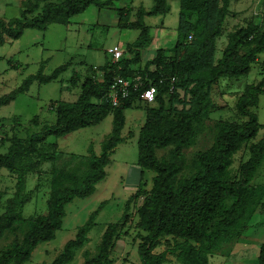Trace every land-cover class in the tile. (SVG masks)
I'll use <instances>...</instances> for the list:
<instances>
[{
  "label": "trees",
  "instance_id": "1",
  "mask_svg": "<svg viewBox=\"0 0 264 264\" xmlns=\"http://www.w3.org/2000/svg\"><path fill=\"white\" fill-rule=\"evenodd\" d=\"M114 1L119 0H20L17 16L0 17V46L7 38L18 39L25 29L44 31L53 23L67 25L73 16L91 5L101 8L112 6ZM127 1L130 3L116 9V25L139 32L135 41L125 47L129 56L122 54L116 62L108 59L103 66H92L83 79L73 73L71 86L80 82L76 99L54 101L50 107L55 113L54 123H43L39 130L23 138L11 137L6 151L0 153V179L3 168L15 178L14 192L0 213V239L16 224L25 225L22 237L14 238L0 251V264L28 261L39 243L55 238L62 227L66 205L74 198L94 193L96 184L106 175L110 155L124 141L121 135L124 111L135 103H145V119L137 139V165L154 172L152 185L148 190L139 187L128 197L121 222L107 224L95 255H85L83 264H113L115 241L121 227L130 220L131 202L140 197L137 227L145 234L137 244V264H163L167 255H173L180 264H208L209 257L222 243L240 237L247 228V218L260 201L259 192L264 190L253 183L264 161V137L252 142L261 126L254 110L259 96L264 94V80L245 86L235 102L240 119L217 120L211 145L189 164L183 149L193 144L204 121L218 108L211 95L213 86L224 78L247 75L258 62V55L264 51V10L258 23L249 20L227 32V42L216 57V39L224 32L232 0H179L177 37L170 53L157 48L154 57L141 66V50L152 41L145 17L165 14L169 4L168 0H152L153 5L147 9L135 8L132 0ZM69 65V62L59 65L50 74H44L41 66L0 96V106L28 92L33 82L58 80ZM119 76L126 79L139 76L142 85L113 106L107 96ZM148 86L156 87L153 102L143 101L139 96ZM109 114L111 132L102 141L98 154L90 144L87 154L70 153L64 163L65 154L59 153L57 144L47 142L49 136L64 137L96 125ZM31 122L38 125V117ZM245 145L248 157L231 175L233 157ZM168 147L171 150L167 156H157L156 150ZM44 162L51 164L46 210L25 218L22 210L29 199L27 175L39 170ZM186 168L188 173L184 174ZM106 203L107 200L99 203L77 228L74 238L48 264H67L73 260L75 252L88 243L95 218ZM163 237L171 240L166 239L164 249L156 252ZM257 264H264V243L259 246Z\"/></svg>",
  "mask_w": 264,
  "mask_h": 264
},
{
  "label": "rangeland",
  "instance_id": "2",
  "mask_svg": "<svg viewBox=\"0 0 264 264\" xmlns=\"http://www.w3.org/2000/svg\"><path fill=\"white\" fill-rule=\"evenodd\" d=\"M20 0H0V17L11 18L19 13ZM112 6L98 8L91 5L85 12L71 18L67 25L50 24L44 31L25 29L18 39L7 38L0 46V96L9 93L17 87L24 77L35 74L42 66L44 74H50L54 68L69 62L68 68L61 73L58 80L49 83L33 82L28 92L19 94L9 104L0 106V153L6 151L10 138L25 137L27 134L39 130L43 123H54L55 113L50 110L54 101H73L79 93V84L71 86L73 73L81 79L92 66H103L111 58L110 50L117 45L124 56L127 44L132 43L138 36L136 29H121L116 25V9L126 4L127 0L114 1ZM169 10L162 15L145 17V23L150 27L151 43L147 46L152 51L164 48L170 53L176 41L178 24L179 0H168ZM135 8L143 6L150 8L152 0H132ZM264 10V0H232L230 13L225 22L222 35L216 39V57L221 55L222 48L227 42L226 33L236 25H242L249 20L260 21ZM264 51L258 55V62L254 63L247 75L239 78H224L215 84L211 95L218 107L207 120L204 121L202 131L197 134L194 142L183 149L186 163L198 153L207 149L213 140L214 123L217 120H239L235 109V102L249 83L264 80ZM19 65L17 68L14 66ZM142 66V65H141ZM101 76V73L99 74ZM145 103H135L124 111L125 124L121 135L124 141L119 143L112 154L110 162L105 166L106 175L98 182L94 193L86 198H74L66 205V214L62 227L56 231L55 238L41 242L33 250L31 257L23 264L51 263L62 250L63 245L74 238L77 228L97 208L101 201L107 200L95 218V225L90 230L89 241L75 252L74 258L67 264H83L85 255L96 253L101 235L108 223L121 222L125 203L129 196L139 188L150 189L154 172L141 169L137 165V139L139 129L144 122ZM258 122L261 124L256 138L252 142L264 137V94L259 96L255 108ZM38 117V125L31 120ZM112 128V115H107L96 125L84 127L69 133L64 137L49 136L47 142L56 143L62 161L70 153L87 154L91 144L98 154L100 145L109 135ZM171 147L156 150L157 156H167ZM248 157V147L245 145L233 157L230 174L236 173L241 161ZM51 164L44 162L39 170L27 175L26 191L29 199L24 205L23 217L34 216L45 212L46 200L50 189ZM184 174L188 169H184ZM253 183L264 187V161L258 168ZM15 178L6 169H1L0 179V213L3 212L6 199L14 192ZM260 201L254 206V211L247 218V228L238 238L222 243L209 257L208 264H257L259 246L264 243V190L259 192ZM142 198L131 202L129 209L130 220L120 229L115 241L111 258L113 264H137L139 256L137 244L144 231L137 227V206ZM25 225L18 223L12 230L7 231L0 239V251L5 249L14 238H21ZM166 239L161 238V245L155 251L160 252L165 247ZM163 264H180L173 255H167Z\"/></svg>",
  "mask_w": 264,
  "mask_h": 264
},
{
  "label": "built area",
  "instance_id": "3",
  "mask_svg": "<svg viewBox=\"0 0 264 264\" xmlns=\"http://www.w3.org/2000/svg\"><path fill=\"white\" fill-rule=\"evenodd\" d=\"M191 38V37H189ZM111 54L110 60L116 62L122 55V51L117 46L112 47L109 51ZM142 85L139 76L133 79L116 77L108 92V99L113 106H117L121 99L127 98L132 90H138ZM156 94L155 86H148L140 93V98L146 102H153Z\"/></svg>",
  "mask_w": 264,
  "mask_h": 264
},
{
  "label": "crops",
  "instance_id": "4",
  "mask_svg": "<svg viewBox=\"0 0 264 264\" xmlns=\"http://www.w3.org/2000/svg\"><path fill=\"white\" fill-rule=\"evenodd\" d=\"M116 24H117V21H116ZM114 46H117V45H114ZM113 46V47H114ZM118 47V46H117ZM119 48V47H118ZM123 53V52H122ZM155 55V51L152 53V51L149 49V47H146L145 49H142L141 50V65H143V63L148 60V59H151L153 58ZM78 85V84H77ZM76 99V98H75Z\"/></svg>",
  "mask_w": 264,
  "mask_h": 264
}]
</instances>
